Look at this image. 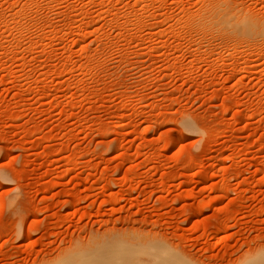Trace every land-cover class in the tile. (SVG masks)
I'll return each mask as SVG.
<instances>
[{"label":"rangeland","instance_id":"obj_1","mask_svg":"<svg viewBox=\"0 0 264 264\" xmlns=\"http://www.w3.org/2000/svg\"><path fill=\"white\" fill-rule=\"evenodd\" d=\"M261 244L264 0H0V264Z\"/></svg>","mask_w":264,"mask_h":264},{"label":"bare ground","instance_id":"obj_2","mask_svg":"<svg viewBox=\"0 0 264 264\" xmlns=\"http://www.w3.org/2000/svg\"><path fill=\"white\" fill-rule=\"evenodd\" d=\"M120 126V124L118 123H115L113 124V127L115 128H118ZM148 239V237H145V240L146 241ZM152 239V238H151ZM150 239V240H151ZM159 241V242H158ZM156 244L151 246L149 251H148V255H153L155 252L157 251H162L163 247L165 246V244L163 243L162 240H156ZM264 248V244H261V248L259 249H262ZM100 253H101V250H100ZM174 253H179L177 250H173V254ZM95 254H96V251L94 249H79V250H73V252H69L66 257H65V263H68V264H71V263H74V262H78V260L82 259V258H85V257H95ZM156 256V255H155ZM153 256V257H155ZM158 259L159 256H156ZM153 260H145V261H142V262H146V263H151ZM161 261H158V262H155L153 264H159ZM172 261L171 260H165L162 264H171ZM142 264H145V263H142Z\"/></svg>","mask_w":264,"mask_h":264}]
</instances>
